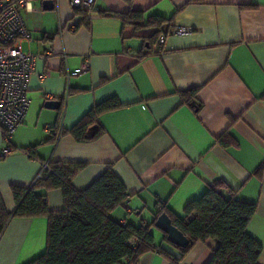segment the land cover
<instances>
[{"label":"crops","instance_id":"1","mask_svg":"<svg viewBox=\"0 0 264 264\" xmlns=\"http://www.w3.org/2000/svg\"><path fill=\"white\" fill-rule=\"evenodd\" d=\"M131 9L144 12V24L152 17L166 21L136 27L120 16ZM22 16L30 32L23 50L50 54L36 62L31 103L8 156L0 129L6 210L17 206L13 187L32 186L46 163H86L73 179L79 190L112 165L129 200L111 217L151 224L156 245L180 255L154 224L157 208L184 217L189 202L221 181L225 197L232 189L238 200L258 205L248 232L262 245L264 264V0H96L88 13L74 11L69 0L53 9H45L44 0H27ZM178 26L192 32L178 35ZM158 30L164 44L141 57ZM193 88L197 96L188 94L192 102H185L181 92ZM111 97L121 107L99 116L104 133L95 140L54 132L70 130ZM52 100L61 104L48 106ZM227 132L224 145L218 137ZM38 192L47 194L51 210H62L61 189ZM48 229L47 216L12 217L0 234V264H28L44 254ZM218 243L198 242L180 264H207ZM137 264L172 263L151 251Z\"/></svg>","mask_w":264,"mask_h":264},{"label":"trees","instance_id":"2","mask_svg":"<svg viewBox=\"0 0 264 264\" xmlns=\"http://www.w3.org/2000/svg\"><path fill=\"white\" fill-rule=\"evenodd\" d=\"M88 13L86 11H77ZM118 15L115 13H110ZM126 23L136 27L163 24L165 18L152 17L143 23L144 12L131 9L120 15ZM162 31L158 30L149 38L150 52H143L141 57L153 53ZM199 88L181 92L185 102L191 103ZM121 107L116 97H111L96 104L84 117L68 131L78 142L93 141L104 133L99 125V116ZM229 134L224 133L218 141L227 145ZM32 156L31 148L27 149ZM86 166L82 162L55 164L49 162L50 170H45L41 178L35 180L28 188L14 186L13 194L17 202L14 212H8L0 202V234L12 217L47 216L49 221L47 249L44 254L28 264H119L126 259L137 264L140 257L151 251H158L170 259L172 264H180L185 255L198 242L209 238L218 239L210 261L207 264H259L262 245L248 232V225L258 210V205L237 199L235 191L230 190V197H225L220 189L226 187L221 181L214 182L197 199L185 207L184 217L173 214L165 206L157 208L155 220L166 212L174 223L190 239L186 248L178 247L164 240L180 255L167 247L156 245L151 224L136 226L129 222H119L111 217V212L120 206H126L128 191L115 173L113 166L98 176L86 188L79 190L73 184L76 174ZM59 188L62 190L64 206L60 211L50 209L47 194L38 190ZM154 220V223H155ZM136 238L138 245L134 248L130 242Z\"/></svg>","mask_w":264,"mask_h":264},{"label":"built area","instance_id":"3","mask_svg":"<svg viewBox=\"0 0 264 264\" xmlns=\"http://www.w3.org/2000/svg\"><path fill=\"white\" fill-rule=\"evenodd\" d=\"M62 0H54L59 8ZM74 11L90 12L96 0H69ZM27 0H0V129L3 132L5 146L3 156H8L13 151V135L17 128L24 122L31 100L28 95L30 78L39 58H46L50 52L40 55L25 52L21 40L30 37V32L22 16V8ZM192 32L189 26H178L175 33L188 35ZM164 37L157 41L163 45ZM89 68V63L84 64V69ZM45 170H50L49 163L44 165L41 178ZM134 248L138 240H130ZM119 264H132L129 259Z\"/></svg>","mask_w":264,"mask_h":264},{"label":"water","instance_id":"4","mask_svg":"<svg viewBox=\"0 0 264 264\" xmlns=\"http://www.w3.org/2000/svg\"><path fill=\"white\" fill-rule=\"evenodd\" d=\"M54 5V0H44L45 9H53ZM60 104L61 102L57 100L47 102V105L51 107H58ZM154 224L158 229L167 235V240L170 243L181 248H186L189 245L190 239L184 234L182 230L174 225L172 218L166 212L160 214L155 220Z\"/></svg>","mask_w":264,"mask_h":264},{"label":"rangeland","instance_id":"5","mask_svg":"<svg viewBox=\"0 0 264 264\" xmlns=\"http://www.w3.org/2000/svg\"><path fill=\"white\" fill-rule=\"evenodd\" d=\"M157 230V229H156ZM158 232V230L156 231V233Z\"/></svg>","mask_w":264,"mask_h":264}]
</instances>
